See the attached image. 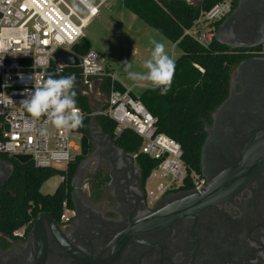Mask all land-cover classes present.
<instances>
[{"label":"flooded vegetation","instance_id":"flooded-vegetation-1","mask_svg":"<svg viewBox=\"0 0 264 264\" xmlns=\"http://www.w3.org/2000/svg\"><path fill=\"white\" fill-rule=\"evenodd\" d=\"M240 1L241 18L226 24L229 30L223 38L257 46L238 48L246 49L248 57L232 72L228 100L206 123L200 168L205 180L202 190L229 172L233 177L251 175V180L225 201L166 226L152 227L154 214L196 190H169L156 204H150V176L145 178L131 153L93 129L88 153L81 155L77 180L71 183L74 214L66 224L52 219L73 247L88 254L93 250L85 240L98 232L110 236L122 233L123 243L111 252L74 258L58 245L46 223L44 264H264V165L257 161L242 164L249 143L264 129V53L260 51L264 0ZM8 172L0 165V182ZM32 228L23 238H5L6 243L0 240V248L6 250L12 264L38 263V241Z\"/></svg>","mask_w":264,"mask_h":264},{"label":"built area","instance_id":"built-area-1","mask_svg":"<svg viewBox=\"0 0 264 264\" xmlns=\"http://www.w3.org/2000/svg\"><path fill=\"white\" fill-rule=\"evenodd\" d=\"M78 1L86 9L82 16L64 0H0V154L10 157L30 155L37 167L54 168V165L64 164V170H67L80 153L81 145L72 143L70 135L75 133L82 141V133L57 129L50 122L45 123L46 117L34 119L21 104L46 80L57 50L74 53L72 47L85 37V20L98 16L105 0L96 5L87 0ZM86 1L93 9L85 4ZM232 9L231 0L214 4L209 10L200 12L185 34L208 46L215 38L216 23L227 17ZM260 51L264 53V44ZM77 56L85 95L92 92L93 80L103 76L115 79L100 64L96 50L90 49ZM106 105L99 114L116 121V133L120 134L126 127L133 129L143 139L140 152L159 160L150 175L158 180L155 187H148L150 204H156L165 192L181 188L186 183H190L193 190H202L205 182L202 174L188 169L182 158L181 145L157 132L156 117L131 95L130 89L120 91L112 87ZM45 129L47 135L42 134ZM72 150L78 153L73 154ZM132 156L136 158L137 154ZM73 214L74 210L65 201L61 221L66 224ZM14 235L23 238L25 227L16 230Z\"/></svg>","mask_w":264,"mask_h":264},{"label":"trees","instance_id":"trees-1","mask_svg":"<svg viewBox=\"0 0 264 264\" xmlns=\"http://www.w3.org/2000/svg\"><path fill=\"white\" fill-rule=\"evenodd\" d=\"M223 0H123V5L148 26L159 31L165 38L180 49L175 60V75L167 95H160L158 88H148L140 95L131 92L147 110L156 117L157 132L176 140L182 148L183 161L189 170L201 174L200 156L206 138L205 126L211 114L226 100L229 94L230 79L234 68L248 56L246 49L230 48L215 38L208 46H203L193 37L185 34L201 11L209 10ZM233 9L238 0H231ZM221 21L216 23V28ZM91 48L86 38L72 47L77 55L86 54ZM108 73L112 74L108 71ZM48 74L56 78L75 74L77 107L81 109L83 126L73 130L90 135V124L94 118L88 96L83 93L79 66L59 68L51 62ZM125 91L126 87L111 76H103L100 85L106 95L111 88ZM105 105L102 110L106 108ZM96 123L114 142L126 152L137 154L136 159L145 178L149 177L159 160L140 152L142 137L126 127L116 133L117 123L108 115L98 114ZM81 154H77L67 170L42 168L32 161L20 163L10 156L0 154V160L13 165V171L0 185V240L18 239L14 232L25 227V236L31 230L40 212H46L56 220H61L63 203L73 208L71 199L72 180L76 174ZM60 174L64 176L56 191L44 194L41 187L49 179ZM192 189L190 183L181 187Z\"/></svg>","mask_w":264,"mask_h":264},{"label":"water","instance_id":"water-1","mask_svg":"<svg viewBox=\"0 0 264 264\" xmlns=\"http://www.w3.org/2000/svg\"><path fill=\"white\" fill-rule=\"evenodd\" d=\"M242 3H238V6L233 10L231 15L225 20V22L217 29L215 34V39L230 48H254L256 44H238L230 43L223 38V33L227 29L228 22L231 24L233 21H236L241 18L242 15ZM54 62L56 65L61 68L67 66H79L80 61L79 57L69 51L59 49L54 53ZM232 81V80H231ZM228 100V99H227ZM226 100V101H227ZM225 101V102H226ZM224 104V103H223ZM222 106V104H221ZM102 109L96 110L94 113V118L90 124V134L93 129H96L99 133L104 134L112 143L114 140L105 132H103L96 123V116L100 113ZM90 145V135H83L81 141V152L82 156L87 155ZM245 156L242 164H253L252 162L257 161L258 165H264V129L260 130L258 135L249 143L246 151L244 152ZM20 163H28L31 161L30 155H14L12 157ZM0 165H4L8 168L9 172L3 181L0 182V185L8 179L10 174L13 171V165L0 160ZM236 170V169H235ZM234 170V171H235ZM77 173L75 174L72 185L77 180ZM233 173H225L218 179L213 182H210L209 185L201 191H191L183 198H180L163 209L159 210L156 214L150 219L152 227L166 226L174 221L179 220L183 217H189L194 213H197L209 206H213L217 203L225 201L226 199L232 197L236 194L242 187H244L252 178L251 175L246 177H233ZM49 224L52 230L55 233L56 240L58 245L64 248L70 255L74 258H85L92 257L95 255H101L102 253L109 251L111 252L113 247L116 244H119L121 241L122 233L115 236L104 235L103 233L98 232L96 235L85 240L86 245L93 250L91 254H88L82 250H78L73 247L66 238L62 235L60 227L54 220L51 215L46 212H40L34 220L32 232L36 234L37 237V264H44L47 252H48V236L45 229V224ZM104 232V231H103ZM0 261L1 264H12V259L7 254L6 250L0 248Z\"/></svg>","mask_w":264,"mask_h":264},{"label":"rangeland","instance_id":"rangeland-1","mask_svg":"<svg viewBox=\"0 0 264 264\" xmlns=\"http://www.w3.org/2000/svg\"><path fill=\"white\" fill-rule=\"evenodd\" d=\"M71 6L79 15L86 14V9L78 0H64ZM90 4L96 5L100 0H87ZM196 2L198 0H187ZM85 37L91 44V48L99 54V62L105 67L106 71L111 72L129 86L135 94L142 93L148 88H153L147 82L134 83L127 78V74L123 71L121 62L128 61L132 63V70L143 72L142 65L144 61L151 57L153 50L152 40L164 44V51L174 61L180 54V49L176 44L168 41L156 29L148 26L124 5L123 0H105L100 8V14L89 21L84 29ZM101 81L97 82V86ZM107 103V95L99 92L97 99H91V106L95 110L97 107L102 109ZM70 141L75 145L80 146L81 141L76 137L75 133L70 135ZM81 152V151H80ZM73 154L78 151L72 150ZM80 154V153H79ZM57 170H64V164L54 165ZM61 175L49 179L41 187V192L44 194L54 193L60 185ZM158 180L155 176H150L148 179V187L151 189Z\"/></svg>","mask_w":264,"mask_h":264},{"label":"clouds","instance_id":"clouds-1","mask_svg":"<svg viewBox=\"0 0 264 264\" xmlns=\"http://www.w3.org/2000/svg\"><path fill=\"white\" fill-rule=\"evenodd\" d=\"M151 57L144 61L143 72L133 71L132 63L121 62L127 78L134 82H147L167 95L175 75V61L164 51V44L151 41ZM76 76L70 74L56 78L49 74L46 80L21 101L25 110L34 118L46 117L45 123H51L57 129L75 130L83 126V115L77 107ZM47 135V129L42 133Z\"/></svg>","mask_w":264,"mask_h":264},{"label":"crops","instance_id":"crops-1","mask_svg":"<svg viewBox=\"0 0 264 264\" xmlns=\"http://www.w3.org/2000/svg\"><path fill=\"white\" fill-rule=\"evenodd\" d=\"M113 75V74H112ZM113 77L116 79V80H119V79H117V77L115 76V75H113ZM98 81H101L102 82V79L100 78V79H95V80H93V82H92V87L90 88V90L92 91L91 93H89V95H88V99H89V102H90V105H91V99L93 98V99H97V96H98V94H99V92H102L101 91V88H100V85H101V83H100V85H98L97 86V82ZM120 81V80H119ZM127 89H130V91L132 92V93H134L133 92V90H131V88L129 87V86H127V85H125L122 81H120ZM135 94V93H134ZM135 95H137V94H135ZM138 95H140V93L138 94ZM137 95V96H138ZM91 108H92V106H91ZM93 109V111H94V113H95V111L96 110H100L98 107H97V109L95 110L94 108H92Z\"/></svg>","mask_w":264,"mask_h":264},{"label":"bare ground","instance_id":"bare-ground-1","mask_svg":"<svg viewBox=\"0 0 264 264\" xmlns=\"http://www.w3.org/2000/svg\"><path fill=\"white\" fill-rule=\"evenodd\" d=\"M83 1V0H82ZM85 4L89 7V8H91V9H93V7L86 1L85 2ZM85 20V19H84ZM86 21V26L88 25V23H89V21H91V19H89V20H85Z\"/></svg>","mask_w":264,"mask_h":264}]
</instances>
